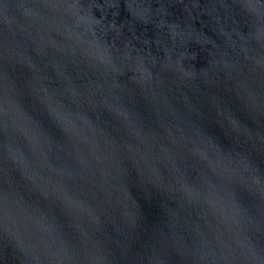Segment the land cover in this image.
<instances>
[{
    "label": "water",
    "instance_id": "95a60500",
    "mask_svg": "<svg viewBox=\"0 0 264 264\" xmlns=\"http://www.w3.org/2000/svg\"><path fill=\"white\" fill-rule=\"evenodd\" d=\"M0 264H264V0H0Z\"/></svg>",
    "mask_w": 264,
    "mask_h": 264
}]
</instances>
